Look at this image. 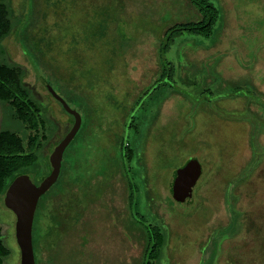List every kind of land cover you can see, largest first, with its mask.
<instances>
[{
  "label": "rangeland",
  "instance_id": "obj_1",
  "mask_svg": "<svg viewBox=\"0 0 264 264\" xmlns=\"http://www.w3.org/2000/svg\"><path fill=\"white\" fill-rule=\"evenodd\" d=\"M8 1L15 24L1 60L24 68L23 84L57 126L22 174L40 184L52 171L49 156L74 124L48 81L82 116L65 152L69 179L100 176L94 233L52 246L54 264H144L150 225L166 238L155 264H264V0H210L221 12L213 36L178 37L165 54L174 73L160 82L166 29L196 17L185 0H118L119 7L107 0L115 5L102 15L106 0ZM41 21L53 33V51L38 41L49 34ZM105 24L119 30L112 27L104 39ZM0 129L23 133L1 105ZM115 139L125 140L134 157L124 170L137 189L136 204L127 207L131 230L118 216L124 209L113 207L116 178L107 166L120 156ZM191 160L201 173L180 202L173 180ZM16 220L0 199V264H21ZM35 220L36 233L49 219L38 210ZM136 229H144L142 243Z\"/></svg>",
  "mask_w": 264,
  "mask_h": 264
},
{
  "label": "trees",
  "instance_id": "obj_2",
  "mask_svg": "<svg viewBox=\"0 0 264 264\" xmlns=\"http://www.w3.org/2000/svg\"><path fill=\"white\" fill-rule=\"evenodd\" d=\"M114 1L116 2V0ZM185 1L190 7L196 10V17L195 20L192 21L174 23L166 29L163 41L160 45V63L162 69L158 79L159 82L164 80L167 75L172 78L170 74L174 73V66L170 65L165 59V54L169 51L173 43H175L176 39L184 34L210 38L213 36L216 25L221 18L220 9L210 0ZM118 4L119 2L117 0L116 7H119ZM113 5H115V3L111 2L109 4L107 0L103 1V4L99 6L101 11L100 15L109 11L110 7H113ZM43 18L42 16V19ZM14 24L13 13L9 1L0 0V47H2L5 39L12 33ZM40 24L39 27L43 29L42 21ZM112 27H116V32L119 30L118 26L112 25L109 27V25L105 24L99 29L101 37H104V39L107 37L111 38L110 33ZM43 30L44 32L47 31L49 34L47 33V36L44 34L38 41H40L41 44L48 41V46L53 51L51 47L53 33H50L47 27ZM59 36H61V34ZM88 49L89 48H87V50ZM24 73V68L21 65L3 62L0 56V105L8 110L12 120H17L23 125L22 134L12 130L0 129V199H3V201L11 182L18 175L22 174L24 169L32 166L38 161L40 154L44 150L45 143L54 136L57 130L56 125H49L51 121L48 118V110L46 107L37 101L32 96L30 89L23 84L22 78ZM45 82L48 89V86L51 84L48 81ZM241 85L242 83L239 82L234 84L237 89H239ZM112 103L114 104L113 106H115V101L109 102V105ZM109 107L110 110L114 112H116L118 108L113 109L111 106ZM111 116L116 118L115 123L117 124L122 120L119 116H115V114ZM120 125L122 128V123ZM79 133L80 130L66 150L72 145ZM112 142L116 145L120 155L118 157H113V163L107 166V169L112 168L110 175L116 178V183L112 186L115 190L113 193V207L117 209L116 206H119L124 209L123 212L118 213V216L122 218V222H124L127 228L126 220L129 218L130 214L127 207L132 208V205L136 204L137 189L133 183L125 178L124 175L126 172L124 170L126 169V163L128 162V164L131 165L130 162L134 157L130 153V149H128L129 144L126 143L125 140L115 139ZM70 172L71 167L68 161L65 160L64 153L59 179L50 190L42 195L35 214L36 219L39 210L40 213L45 214L49 219L46 228L42 231L39 227L36 233V220L34 219L33 246L36 264H54L56 256L51 255V247L58 246L66 238L78 236L77 234L82 235L85 233V230L88 233H94H92L95 219L94 209L96 208L95 204H97V196H99L97 195L96 186H98V178L100 176L97 173L87 177L77 176L74 180H70L68 177ZM29 175L32 178V175ZM81 175L84 176V173ZM60 181L61 184L53 190ZM120 182H122L121 184L123 185L121 187ZM93 193H95V195H93ZM117 198L122 199L123 203L118 204ZM143 223L144 221L142 224ZM128 228L131 230V223L128 225ZM143 228H145L144 225ZM136 230L138 242L142 243L144 229L141 231H139V229ZM147 233L150 245L148 249L144 247L143 254L147 259V262L144 264H155L162 257L166 238L164 233L157 226L150 225ZM92 236L90 239H92ZM2 254L4 256L7 255L8 250L3 249Z\"/></svg>",
  "mask_w": 264,
  "mask_h": 264
},
{
  "label": "water",
  "instance_id": "obj_3",
  "mask_svg": "<svg viewBox=\"0 0 264 264\" xmlns=\"http://www.w3.org/2000/svg\"><path fill=\"white\" fill-rule=\"evenodd\" d=\"M48 89L65 111L74 117V124L50 155L51 173L40 184H36L29 174H20L11 182L4 196V204L16 215L15 233L21 252V264H36L33 225L39 200L59 179L65 150L82 126L81 114L71 108L52 86H48ZM200 173L201 167L196 160L189 161L176 172L172 188L178 201H186Z\"/></svg>",
  "mask_w": 264,
  "mask_h": 264
}]
</instances>
